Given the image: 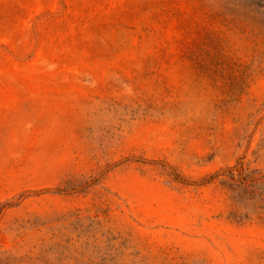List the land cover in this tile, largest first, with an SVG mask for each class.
Wrapping results in <instances>:
<instances>
[{
	"label": "rangeland",
	"instance_id": "1",
	"mask_svg": "<svg viewBox=\"0 0 264 264\" xmlns=\"http://www.w3.org/2000/svg\"><path fill=\"white\" fill-rule=\"evenodd\" d=\"M0 264H264V0H0Z\"/></svg>",
	"mask_w": 264,
	"mask_h": 264
}]
</instances>
